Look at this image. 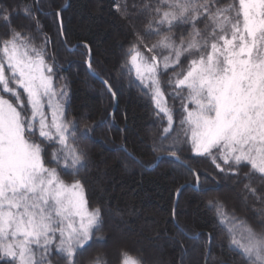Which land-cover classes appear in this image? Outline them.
Listing matches in <instances>:
<instances>
[{
	"label": "snow or ice",
	"instance_id": "6c2138e0",
	"mask_svg": "<svg viewBox=\"0 0 264 264\" xmlns=\"http://www.w3.org/2000/svg\"><path fill=\"white\" fill-rule=\"evenodd\" d=\"M37 2L0 10L5 29L0 34V264H52L50 253L64 264H80L78 252L99 243L104 226L100 209H89L83 185L72 179L85 167L81 141L90 138L92 126L81 129V122L67 114L68 85L50 63L47 36L13 24L12 12L20 7L38 30ZM114 7L127 15L130 6L125 0ZM131 7L148 22L144 32L133 31L121 74L149 95L166 119L153 151L180 163L177 153L186 146L220 173L243 172L244 188L255 196V174L264 179V0H238V6L155 0ZM85 48L92 71L91 49ZM164 75L172 98L181 102L178 121L167 103ZM103 83L114 97L112 85ZM181 166L194 176L196 191H219L200 187L207 175ZM207 205L229 248L245 264H264V224L256 231L221 202L209 199ZM119 264L143 261L122 251Z\"/></svg>",
	"mask_w": 264,
	"mask_h": 264
},
{
	"label": "trees",
	"instance_id": "16d2710c",
	"mask_svg": "<svg viewBox=\"0 0 264 264\" xmlns=\"http://www.w3.org/2000/svg\"><path fill=\"white\" fill-rule=\"evenodd\" d=\"M124 2L38 0V30L36 21L26 18L20 7L12 12L13 24L32 29L34 35L42 32L47 36V56L68 85L67 114L81 122V129L85 123L92 126L90 138L81 141L85 167L72 179L83 185L89 209H100L104 226L98 233L100 242L83 254L78 252L79 262L119 264L121 252L127 251L139 256L143 264H245L244 258L229 248L228 236L207 201L221 202L229 213L261 231L264 179L255 174L254 196L244 188L248 181L243 172L238 176L220 173L210 160L195 156L186 146L177 153L180 163L165 152L153 151L166 119L157 114L149 95L122 76L121 64L133 31L144 32L148 22L131 5L155 0H127V15L114 7ZM217 3L238 6V0ZM24 4L33 6V0H0V10ZM4 31L0 27V34ZM85 45L91 49L92 71L86 64ZM102 80L112 85L114 97ZM167 80L168 75H164L162 85L178 121L181 102L179 97L172 98ZM182 164L207 175V180L201 176L200 187L219 191L207 195L196 191L194 176ZM49 258L52 264H64L55 253Z\"/></svg>",
	"mask_w": 264,
	"mask_h": 264
},
{
	"label": "water",
	"instance_id": "95a60500",
	"mask_svg": "<svg viewBox=\"0 0 264 264\" xmlns=\"http://www.w3.org/2000/svg\"><path fill=\"white\" fill-rule=\"evenodd\" d=\"M91 55H92V53H91ZM102 81H103V80H102ZM116 104H117V99H116ZM161 158H163V156H162V157H160V159H161Z\"/></svg>",
	"mask_w": 264,
	"mask_h": 264
}]
</instances>
